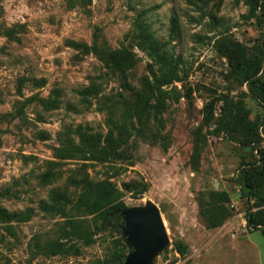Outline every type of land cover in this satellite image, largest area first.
Masks as SVG:
<instances>
[{
    "label": "rangeland",
    "instance_id": "374dc122",
    "mask_svg": "<svg viewBox=\"0 0 264 264\" xmlns=\"http://www.w3.org/2000/svg\"><path fill=\"white\" fill-rule=\"evenodd\" d=\"M248 10L243 0H0V205L34 212L26 222L0 224V264H90L105 257L114 232L97 233L79 256L29 251L35 236L56 239L62 221L40 203L53 189L72 192L71 180L80 178L113 183L128 208L147 201L158 207L169 244L153 264H264V234L244 219L248 206L264 208V190L248 197L243 187L245 170L264 160V100L227 57L229 50L251 60L264 55V11L251 17ZM138 22L180 78L165 88L172 97L162 125L149 124L166 141L133 137L131 159L122 162L56 158L68 138L79 142V131L106 134L109 116L119 119L130 100L117 72L70 42L127 48L136 61L127 82L139 90L153 60L138 46ZM225 98L235 127L216 131ZM255 124L262 141L255 142ZM212 192L223 194L229 214L217 227L201 211ZM176 242L187 246L184 255Z\"/></svg>",
    "mask_w": 264,
    "mask_h": 264
},
{
    "label": "trees",
    "instance_id": "16d2710c",
    "mask_svg": "<svg viewBox=\"0 0 264 264\" xmlns=\"http://www.w3.org/2000/svg\"><path fill=\"white\" fill-rule=\"evenodd\" d=\"M248 6V13L255 16L257 10L264 11V0H243ZM139 39L138 46L152 58L153 64L148 66V74L143 76L139 90L132 88L127 82V75L135 66V58L125 47L110 49L106 46H87L70 42V46L83 53H93L110 69L122 78V86L130 93L129 104L122 108L120 118H108L109 129L106 134H87L78 132L79 142L68 138L56 150V158L60 160H100L104 162H122L130 160V140L142 138L152 144L165 142L166 138L152 131L150 122L162 125L161 114L166 109V101L171 92L165 88L180 78L176 67L170 58L162 51L160 44L148 32L147 26L138 22L136 25ZM227 57L234 72L251 84L252 89L264 100V66L261 58L245 59L239 50L227 52ZM263 67V68H262ZM262 69L261 76L254 78ZM175 97V96H174ZM115 105L110 106L113 113ZM235 127V116L231 104L224 99L222 117L216 124V131H231ZM255 142L262 141L258 135V126L254 125ZM73 191L56 190L49 192L48 202L40 203V210L52 217L61 218L58 224L56 239L42 240L35 236L29 244L32 257L50 258L54 256H79L82 247L89 246L94 236L99 232L110 231L117 236L111 242L107 254L102 259H96L90 264H124L130 248L126 245L122 234L123 212L128 208L123 201V192L108 180L92 181L88 178L72 179ZM126 190L128 184L123 185ZM245 196H255L264 190V160L260 166H252L243 174ZM212 202L203 210L202 216L210 227H217L229 215L224 207L226 200H221L223 194L212 192ZM33 209L10 212L0 205V224L21 223L28 221L33 215ZM245 225L251 231L261 230L264 234V208L253 209L248 206L244 215ZM179 255H184L187 246L182 242L175 243Z\"/></svg>",
    "mask_w": 264,
    "mask_h": 264
},
{
    "label": "water",
    "instance_id": "95a60500",
    "mask_svg": "<svg viewBox=\"0 0 264 264\" xmlns=\"http://www.w3.org/2000/svg\"><path fill=\"white\" fill-rule=\"evenodd\" d=\"M122 216V234L131 249L124 264H153L169 244L158 207L147 201L144 206L127 208Z\"/></svg>",
    "mask_w": 264,
    "mask_h": 264
}]
</instances>
